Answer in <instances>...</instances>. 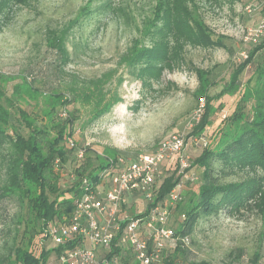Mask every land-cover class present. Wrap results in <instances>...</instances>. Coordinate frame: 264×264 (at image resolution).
<instances>
[{
  "label": "rangeland",
  "instance_id": "obj_1",
  "mask_svg": "<svg viewBox=\"0 0 264 264\" xmlns=\"http://www.w3.org/2000/svg\"><path fill=\"white\" fill-rule=\"evenodd\" d=\"M187 1L212 36L223 38L225 45L203 47L184 41L172 42L168 62L159 71H146L142 78H135L119 65L120 57L133 39L139 37L137 27L141 28L143 21L151 16L155 0H0V74L6 77L5 95L15 103V87L23 77L37 84L42 82L45 93L62 89L68 74L75 75L80 81H89L116 70L114 78L120 74L122 84L116 86L112 82L106 87L115 88L121 101L93 124L75 123L73 138L90 149L86 155L91 156L92 165L99 160L94 153L100 154L97 152L104 147L133 158L174 134L186 136L199 114V103L194 97L199 84L196 69L209 72L210 79L215 82L211 92H217L236 64L247 57V51L264 40V0ZM82 6L89 14L82 17L69 33L66 39L69 60L63 68L64 73L57 74L54 71L55 54L46 47L48 33L61 31ZM246 6L250 10L245 9ZM261 61H264V49L258 52L252 65L242 71L241 84L246 83L255 65ZM241 91L214 101L215 106L221 102V107L212 116L209 127L200 138L186 139L183 154L188 156L189 169L197 179L182 180L177 189L181 199L176 204L171 205L167 200L161 204L169 212L167 225L174 230L182 220L180 203L190 196L200 181L201 168L192 160L203 148V141L208 142L216 128L227 124L235 108L244 107L239 99ZM22 106L31 110L25 104ZM7 132L26 135L15 109H11ZM85 161L86 157L79 164ZM5 169L4 149L0 151V254L11 241L13 228L17 225L14 223L16 215L24 211L15 196L2 193ZM52 172L64 180L67 178V171L60 165ZM254 176L253 172L237 171L225 180L250 181ZM135 200L125 206L129 214L142 212L145 207L142 199ZM259 216V210L229 215L223 208L202 216L193 232L188 234L189 243H179L184 255L174 256V247H169V256L180 264H264V223ZM124 254L122 264H134L130 251L126 257ZM48 263H55L53 255Z\"/></svg>",
  "mask_w": 264,
  "mask_h": 264
},
{
  "label": "trees",
  "instance_id": "obj_2",
  "mask_svg": "<svg viewBox=\"0 0 264 264\" xmlns=\"http://www.w3.org/2000/svg\"><path fill=\"white\" fill-rule=\"evenodd\" d=\"M189 6L187 0H155L151 16L143 21L141 28L137 27L139 37L133 39L120 57L119 65L133 77L142 78L146 71H159L168 62L172 42L223 47V38H214L197 11ZM88 14L89 10L82 6L61 31L48 33L46 47L55 54V73H64L63 68L69 60L66 39L72 28ZM262 49L264 40L247 51V57L236 64L217 92H211L215 82L210 79L209 72L196 69L199 84L194 97L198 103L203 102V107L198 120L185 136V145L188 137L200 138L211 124L212 116L221 107V102L215 106L214 101L224 95L232 96L243 86L239 99L244 107L235 108L227 124L214 130L192 160L201 168V175L196 188L180 203L182 220L175 228L180 236L193 232L202 216L221 208L229 215L259 210L264 223V61L255 65L245 84L240 80L242 71L252 65ZM113 71L89 81H80L75 75L68 74V80L62 82V89L45 93L42 82L37 84L23 77L15 87V103L5 95L6 77L0 74V151L6 150V180L2 193L15 196L24 210L21 215H16L14 223L17 225L10 230L11 241L0 254V264H49L51 255L56 262L62 250L75 244L56 246L47 235V225L53 221L67 222L76 198L85 189L82 180L87 178L95 184L99 172L117 158L124 157L116 154L114 149L104 147L97 152L100 154L94 153L99 160L92 165L91 156L86 155L90 149L73 138L76 122L83 126L93 124L121 101L115 88L106 87L112 82L116 86L122 84V76L118 74L115 79L116 70ZM24 104L31 110L23 107ZM11 109H15L26 135L7 132ZM77 148L84 151L81 159L76 156ZM85 157V163L79 164ZM56 165L67 171L65 180L52 172ZM237 171L253 172L255 176L250 181L225 180ZM182 176L177 162L162 163L156 177L157 190L142 215L161 205L181 182ZM135 213L130 215L137 216ZM119 251V247L112 244L109 254ZM179 253L184 255L185 252L177 245L174 256ZM167 261L180 264L171 256Z\"/></svg>",
  "mask_w": 264,
  "mask_h": 264
},
{
  "label": "built area",
  "instance_id": "obj_3",
  "mask_svg": "<svg viewBox=\"0 0 264 264\" xmlns=\"http://www.w3.org/2000/svg\"><path fill=\"white\" fill-rule=\"evenodd\" d=\"M245 9L250 10L249 6ZM202 107L203 102H200L196 120ZM69 143L73 145L72 140ZM184 148L185 136L177 133L133 158H117L99 172L95 184L84 178L85 189L76 198L67 222L53 221L47 225V235L55 244L75 243L58 254L55 264H122V255L125 253L126 257L128 251L134 264H169V247L175 249L179 243L188 244L190 235L180 236L167 225L169 212L160 204L147 214L142 215L144 209L135 213L137 216L130 215L125 206L129 195L146 204L153 199L156 177L164 162H177L183 173L181 182L196 180L197 176L189 169V158L183 154ZM83 153L77 148L78 158L81 159ZM181 182L167 195L166 200L171 205L181 199L177 192ZM112 244L120 249L113 255L109 254Z\"/></svg>",
  "mask_w": 264,
  "mask_h": 264
},
{
  "label": "crops",
  "instance_id": "obj_4",
  "mask_svg": "<svg viewBox=\"0 0 264 264\" xmlns=\"http://www.w3.org/2000/svg\"><path fill=\"white\" fill-rule=\"evenodd\" d=\"M135 201H136V200H134V198H133L132 195H129V196H128L127 204L130 205V202L132 203V202H135ZM129 205H128V206H129ZM126 207H127V205H126ZM145 207H146V202H145ZM145 207H144V208H145ZM144 208H143V209H144Z\"/></svg>",
  "mask_w": 264,
  "mask_h": 264
}]
</instances>
